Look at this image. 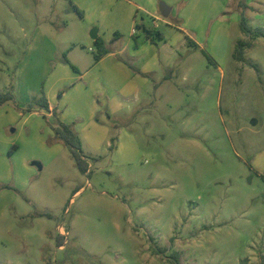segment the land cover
Segmentation results:
<instances>
[{
    "label": "rangeland",
    "instance_id": "rangeland-1",
    "mask_svg": "<svg viewBox=\"0 0 264 264\" xmlns=\"http://www.w3.org/2000/svg\"><path fill=\"white\" fill-rule=\"evenodd\" d=\"M8 93L0 264H264V0H0Z\"/></svg>",
    "mask_w": 264,
    "mask_h": 264
},
{
    "label": "trees",
    "instance_id": "trees-1",
    "mask_svg": "<svg viewBox=\"0 0 264 264\" xmlns=\"http://www.w3.org/2000/svg\"><path fill=\"white\" fill-rule=\"evenodd\" d=\"M144 28H145V32H146V38L151 40L152 43L156 44L158 42V40L164 39L162 33L159 30L150 29V28H147L146 26H144ZM243 30L246 33L249 32V29L246 26H244ZM119 37H120V34L115 33V37L113 39V42L116 41ZM94 43H95V46L97 48V51L94 54V58L96 61L101 60L104 56H106L107 54L110 53V49L107 47L105 41L102 38H100V37L97 38L94 41ZM189 44L191 46L198 47L197 43H195L190 38H189ZM250 45L251 44L245 43L242 41L239 42V44L236 48L237 59H239V60L243 59L244 47L249 48ZM67 62L69 63L68 60H67ZM70 65H72V64H70ZM72 68L75 71H77V68L75 66L72 65ZM61 95H62V93H61ZM11 99H13V96L9 93L8 94H0V105L5 104L6 102L10 101ZM39 104L43 109L50 110L49 103H48L45 95H43L41 97ZM58 125L59 126L57 128H55L57 137L59 139L63 140L71 148V151L77 160V163H78L80 170L82 172H86L87 166H86V161L84 160V158L81 155L80 150L82 148V145H81V139H80L79 135L74 131V129L71 125L64 124L60 121H59Z\"/></svg>",
    "mask_w": 264,
    "mask_h": 264
},
{
    "label": "crops",
    "instance_id": "crops-1",
    "mask_svg": "<svg viewBox=\"0 0 264 264\" xmlns=\"http://www.w3.org/2000/svg\"><path fill=\"white\" fill-rule=\"evenodd\" d=\"M154 14H156V12H155ZM154 14H151V16L153 17ZM153 19H155V17H153ZM133 33H135V32H133ZM133 36H134V34H133ZM99 37H100V36L98 35V38H99ZM100 38H101V37H100ZM118 39H119V38H118ZM118 39H117V40H118ZM104 41H105V40H104ZM112 42H113V41H112ZM146 42L153 44L152 41L149 40V39H147V38H146ZM105 43H106L107 47L110 49V53L107 54L106 56H104L101 60L97 61V62L100 64V66L105 65V63H106L108 60L113 59L114 56H116V52H111V51H114V50L117 51V50H118V49H116V48H114V47L109 46V43H108L107 41H105ZM134 43H135V48H136L135 51H138V50L140 49V47L138 46V44H137L136 41H134ZM110 44H111V43H110ZM123 50H124V49H122V50H118V52H119V53H122ZM111 65H112L115 69H117V70H119L121 66L124 67V64L121 63V62L111 63ZM144 73H145V74H148V76L151 75V74H149V71H146V70H144ZM143 80H144V79H143ZM144 81H146V80H144ZM48 103H49V105H50V109H51L52 106H51V104H50V100H48ZM49 111H50V110H49Z\"/></svg>",
    "mask_w": 264,
    "mask_h": 264
},
{
    "label": "water",
    "instance_id": "water-1",
    "mask_svg": "<svg viewBox=\"0 0 264 264\" xmlns=\"http://www.w3.org/2000/svg\"><path fill=\"white\" fill-rule=\"evenodd\" d=\"M160 12H161V15L164 17V18H169L171 12H172V9L167 6L165 3H162L161 6H160ZM92 37L94 40H96L98 38V33L97 31H94L92 33ZM34 165L38 166L40 169H42V166L41 164H39L38 162H34Z\"/></svg>",
    "mask_w": 264,
    "mask_h": 264
},
{
    "label": "built area",
    "instance_id": "built-area-1",
    "mask_svg": "<svg viewBox=\"0 0 264 264\" xmlns=\"http://www.w3.org/2000/svg\"><path fill=\"white\" fill-rule=\"evenodd\" d=\"M153 27H154V28L158 27L156 21L153 22ZM154 28H153V29H154Z\"/></svg>",
    "mask_w": 264,
    "mask_h": 264
}]
</instances>
